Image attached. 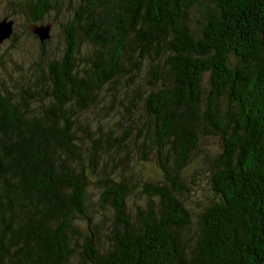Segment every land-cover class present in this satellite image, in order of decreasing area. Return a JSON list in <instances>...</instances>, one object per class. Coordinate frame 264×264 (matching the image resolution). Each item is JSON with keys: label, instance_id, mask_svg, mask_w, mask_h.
<instances>
[{"label": "trees", "instance_id": "1", "mask_svg": "<svg viewBox=\"0 0 264 264\" xmlns=\"http://www.w3.org/2000/svg\"><path fill=\"white\" fill-rule=\"evenodd\" d=\"M23 1L34 22L60 8ZM64 31L63 54L37 63L31 80H0V264H264V0H79ZM89 43L96 50L86 54ZM122 74L133 79L127 90ZM108 88L165 178L145 185L150 199L136 218L125 176L97 168L118 139L93 136L85 155L75 129ZM139 101L148 121L134 115ZM206 135L221 146L209 157L217 198L190 238L175 184ZM92 176L114 214L103 243L96 225L74 222L93 221Z\"/></svg>", "mask_w": 264, "mask_h": 264}, {"label": "rangeland", "instance_id": "2", "mask_svg": "<svg viewBox=\"0 0 264 264\" xmlns=\"http://www.w3.org/2000/svg\"><path fill=\"white\" fill-rule=\"evenodd\" d=\"M51 1L56 4L55 0ZM59 2V9L54 8L44 20L34 22L30 14L22 8L20 0H0V19L8 17L14 20L13 35L0 44V80L7 82L9 87L16 85L20 79L31 80L37 63H45L63 54L66 45L64 28L68 20L74 16L79 0H59ZM201 20V7L193 8L190 13V25L193 30L199 29ZM40 24L51 26L50 37L45 42H41L32 31L33 26ZM14 35L16 37L13 39ZM95 50V45L89 43L84 52L90 54ZM148 62L149 59L144 61V64ZM144 67L145 69L138 76L139 78L143 76L141 87L145 90L149 87V83L147 79H144L147 77L148 66ZM119 80L118 86L121 90H127V86L133 85V79L127 74H122ZM112 91L111 88L104 90L103 97L95 107L77 114L75 129L82 142L85 155L90 138L93 136L102 134L118 139V142H115L121 145H118L111 157H102L97 168L101 170L105 167L110 176L114 174L125 176L131 186L127 199V210L133 218H136L138 211L145 208L150 199L145 185L148 182H161L165 178L158 160L159 155L155 152L148 158H144V154L139 152L138 143L141 141V135L134 127H127L131 115L124 110L122 101L114 99ZM123 95L126 97V91H122L118 96L121 98ZM136 105L137 107L132 108L135 117L148 121L149 117L144 111L143 102H136ZM126 131L130 134H126ZM220 150V141L217 137L203 136L176 180L175 185L179 188L178 195L185 202L191 214L190 223L184 231L190 238H194L198 231L200 214L203 209L217 198L209 185L211 169L209 157L215 156ZM92 180L88 185V203L89 214L93 216V221H89L86 217H76L74 222L83 231H86L91 223L96 225L102 231L101 241L103 243L114 221V214L112 209L101 206L99 201L101 183L97 182L93 176Z\"/></svg>", "mask_w": 264, "mask_h": 264}, {"label": "water", "instance_id": "3", "mask_svg": "<svg viewBox=\"0 0 264 264\" xmlns=\"http://www.w3.org/2000/svg\"><path fill=\"white\" fill-rule=\"evenodd\" d=\"M50 24L35 25L32 28L34 34L38 36L41 42H45L50 37ZM14 32V20L4 17L0 19V44L9 39Z\"/></svg>", "mask_w": 264, "mask_h": 264}]
</instances>
